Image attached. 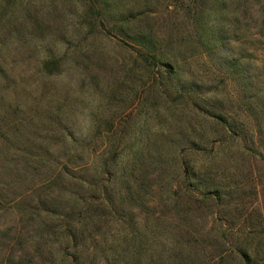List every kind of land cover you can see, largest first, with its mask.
<instances>
[{
	"label": "rangeland",
	"instance_id": "1",
	"mask_svg": "<svg viewBox=\"0 0 264 264\" xmlns=\"http://www.w3.org/2000/svg\"><path fill=\"white\" fill-rule=\"evenodd\" d=\"M181 1L0 0V264L264 259V0Z\"/></svg>",
	"mask_w": 264,
	"mask_h": 264
},
{
	"label": "trees",
	"instance_id": "2",
	"mask_svg": "<svg viewBox=\"0 0 264 264\" xmlns=\"http://www.w3.org/2000/svg\"><path fill=\"white\" fill-rule=\"evenodd\" d=\"M200 1H202V3L204 4L205 3L209 4V6L211 7V6H216L218 4L226 6V4H232L233 0H196V1L192 0L190 2L181 1L179 4V7L183 8L182 6H185V4L188 3L185 6L184 11L188 13H192L194 16L197 17L199 15L198 6H199ZM241 1H244L243 6H245L246 0H241ZM94 5H95V1H94ZM255 11L256 13H258V16L262 17L263 22L261 24L263 25L264 10L259 8ZM127 21H129V19ZM196 35H197V30H196ZM259 37L260 38L264 37V30H261L258 32V36H256V40H255L256 59H257V62H259L257 64L258 73L254 74L253 76H250L247 74L248 72L247 70L244 69L245 67L243 65L241 66L240 64H238L237 66V64H234L233 67L239 68L238 76L240 77L239 78L240 82L248 83V85L250 86V89L252 90V94L251 96H249V99L254 101V103H252L253 107L252 105H247V106H248V109H251V108L253 109L255 124L257 126L258 133H261L262 129L264 128V77L262 78V76H264V74H262L264 73V41L260 40ZM205 42L209 44L217 43V37L213 35H206ZM141 44L150 50L151 47L148 44V42H142ZM152 61L154 65H157V61L154 57L152 58ZM221 122L224 125V127L227 128L228 131L237 129V126L235 125L234 122H231V123L225 122L223 118H221ZM226 245H228V249H224L222 251V254L226 256L227 258H230V262L234 264H264V259L263 260L259 259V251L256 248L250 250L249 248L241 249L232 243L230 244L226 243Z\"/></svg>",
	"mask_w": 264,
	"mask_h": 264
}]
</instances>
